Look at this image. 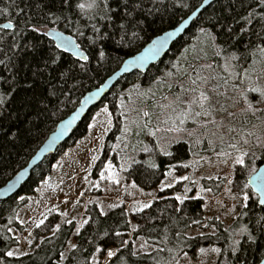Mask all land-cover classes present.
Wrapping results in <instances>:
<instances>
[{
    "label": "trees",
    "instance_id": "obj_1",
    "mask_svg": "<svg viewBox=\"0 0 264 264\" xmlns=\"http://www.w3.org/2000/svg\"><path fill=\"white\" fill-rule=\"evenodd\" d=\"M202 1L130 0L128 11H132L131 2L140 3L141 7L130 17L124 19L113 17L111 21L101 20L99 16L90 20V11L84 14L78 9H69V14L73 11L76 13L72 15V19L79 21L78 26L84 33L80 36L75 24L65 26L64 22H61L52 25L40 19L48 10H63L62 0H0V9H8L7 12L0 14V23L11 22L14 25L13 30H0V60L5 61V64H0V77H3L0 80V93L6 97L3 106L5 111L0 116V188L27 165L57 124L75 110L86 93L99 87L118 70L125 59L140 52L154 37L176 27L196 10ZM110 3L123 15L124 9L118 8L113 0H110ZM37 4L41 7L38 8ZM257 5L258 0H216L203 11L185 35L172 45L164 60L151 66L145 74L135 73L120 81L102 104L109 106L114 118V128L107 137L95 178H98L105 164L112 161L128 180L134 181L145 190H151L165 180L171 169L182 174V170H185L184 172L190 170L197 159L211 158L221 149L230 153L235 152L227 147L230 142L215 146L209 143L211 140L214 142L211 134L204 138L199 134L192 137L184 134V138L178 136L175 138L168 131L170 137L165 139L162 138V133L156 130L173 127L172 120L187 105L176 100L180 97L182 101L186 95L181 92V86L189 88L191 78H195L197 73L203 75V70H206L199 64L189 69L194 61L183 63L181 60L185 50L200 37L207 36L209 39L214 37L216 49H209L208 46L204 49L205 62L215 60L216 66L220 68L223 66L224 58L234 54L237 59L234 60L236 69L233 71L239 75L252 64L255 52L264 49V23L254 18L249 25L241 17L253 9L257 12L264 11ZM29 17L31 24L37 26L47 24L50 29L57 28L74 37L90 56L86 65L87 70H81L78 60L58 50L47 36L33 33ZM92 23L100 28L101 34H108V39L100 41L98 45H93L88 40V37L95 35L91 28ZM120 24L125 25L126 33L119 28ZM201 28L210 32L211 36L202 34ZM133 32L137 33V36L134 37ZM14 43L19 47H12ZM26 45L28 47H25ZM36 45H39L38 49ZM101 45L106 53L104 60H100L98 56ZM50 54L59 57L58 63L52 65L49 61L47 70L44 71V60ZM181 66L186 73L179 78L177 74ZM170 72L171 76L168 75ZM62 73H67V76ZM28 84L31 88L25 87ZM13 85L16 88L15 92L11 91ZM169 85L171 86L168 91L166 89ZM203 85L208 86L209 82ZM163 86L166 89H163ZM132 88V91L127 92ZM128 93L131 94V100ZM23 98L29 100L27 107L20 104ZM251 98L255 102L259 101L258 95H251ZM168 99L174 100V104L171 105L176 112H173L172 108L166 110L163 106V102H167ZM145 111L149 112L150 120L143 116ZM92 113L78 126L71 141L81 139L87 134ZM145 122L148 123L147 128L143 127ZM126 125L129 129L127 132L124 130ZM258 125L264 128V110L259 108L255 115L244 112L232 117L231 126H234L236 131L230 134L234 136V143L239 141L238 146L243 150H252L256 136L248 137L247 133ZM150 131H156V136L150 135ZM241 137L249 139L250 143L243 145ZM197 139L200 140L199 144L196 142ZM115 144H118V147L114 149ZM66 146L67 144L38 167L16 197L0 203V261L3 264H92L93 256L99 254L104 258L109 249H116L117 252L110 258L108 264H176L183 255L198 261L203 253L200 251L201 248L207 250L215 247L221 249L218 264H259L263 258L264 227L261 225H264V220L260 221V225L256 222L264 216V206H260L258 200L252 198L247 208L240 209L229 228L213 220L210 225L215 227L216 233L189 236L190 231L202 227L206 222L205 203L202 199L192 198L194 193L185 192L181 186L161 193L151 207L134 214L132 221L125 205L110 209L106 215H100V209L96 204L89 205L86 210L88 223L75 238L78 248L72 250L63 263L59 253L65 252L77 226L74 222L71 225L65 223L53 236V229L58 222V216L55 215L35 230V245L31 254L21 257L4 256L6 251L19 245L18 238L7 229H16L20 232L25 230L17 220L18 212L28 203L27 196L32 195L51 173L57 157ZM145 147L147 151L144 150ZM161 148L172 155H164ZM254 154L248 155L252 159ZM132 158L136 163H132ZM263 162L264 149L254 160L256 170ZM153 164L156 167H152ZM243 169L238 168L237 179L242 185L241 188H246L247 192L252 194L248 179L256 170L247 175ZM204 185L217 195L222 190L224 182L204 181ZM177 194L189 198L180 203L175 199ZM22 196L25 198L21 199ZM193 221L200 223L195 224ZM245 227L256 237L255 242L248 240L247 233L240 234L241 229ZM117 231L122 235L117 237L115 235ZM105 232L107 235H104ZM125 240L128 241L127 245L123 244ZM139 240H144L154 250L137 253L134 243ZM236 240L240 241V245L233 254ZM97 246L102 249L99 253L95 251ZM133 251L136 255H132Z\"/></svg>",
    "mask_w": 264,
    "mask_h": 264
},
{
    "label": "rangeland",
    "instance_id": "obj_2",
    "mask_svg": "<svg viewBox=\"0 0 264 264\" xmlns=\"http://www.w3.org/2000/svg\"><path fill=\"white\" fill-rule=\"evenodd\" d=\"M214 44L213 39H209L207 36L200 37L190 48L185 50L181 60L183 63L194 61V63L189 66V69L198 64L206 69L203 70V75L201 74V76L208 77L209 85H201V87L206 94L211 97L212 106L216 110L211 117L201 116L195 118L197 120L196 124H193L192 118H189L184 123L185 125H175V127H180L183 130L180 132L170 131L172 137L177 138L178 136L184 138V134L194 132L195 135L199 134L202 138L211 134L214 139V142L211 140V143L214 146L217 144L225 145L226 142L234 143V136L230 134L231 132H228V127L235 128L231 126V118L246 112V104L241 98L242 94L247 96L255 109L259 108L264 110V102H260V97L257 102L253 101L251 98V95L258 94L248 90L253 85L264 86V51H261V49L257 50L252 64L242 72V74L235 77L230 76V73L236 69L234 60L227 61L229 64L227 72H225L223 67L226 63L225 58L223 60V66L220 68L216 66L215 60H213V62H205L203 60L205 57V53L203 52L204 49L207 46L209 49H216ZM209 65L211 68L208 67ZM179 70L180 72L177 74V77L181 78L185 75L186 71L183 66H181ZM245 73H247V76H245ZM225 79H227V84L224 82ZM170 86L171 85L168 86V89L163 86V89L169 91ZM188 86L189 88L193 87L190 81ZM132 90L133 88L127 92ZM128 94L130 96L129 100H131V94ZM192 96L193 93L187 92L182 101L187 104ZM163 104L166 110H168L169 107H167V105H173L174 100L168 99L167 102H163ZM224 109H227V111ZM109 113H111V115H109ZM229 113L232 115H229ZM213 118L217 123L222 122L225 127L218 129L216 125L208 123V121ZM205 124L206 127L203 126ZM262 127L258 125L251 131L256 136L254 141L255 145L252 150L248 149L245 151H248V154H255L252 159L249 155L245 156L244 166L233 163L234 158L239 155L236 151L231 153V156L227 158L216 154L211 158L197 159L193 162L192 168L186 172L182 170V174L175 169H171L165 180L158 187L145 190L136 185L134 181L128 180L122 170L112 161L106 163L105 168L98 178H95V171L102 159L107 137L114 128L113 114L109 106L104 104L96 108L92 113L87 134L81 139L75 141L70 140L67 143L66 148L57 157L51 173L40 183L32 195L27 196L28 203L19 210L17 216V220L25 227V230L20 232L16 229H12L11 233L19 240V245L12 250L25 252L27 255L33 252L35 245V230L37 229L36 223H39L41 219H44L45 223L51 216H58L57 224H60V226L65 224V220L71 219L81 231L85 224H83L82 227H80V225L83 219H87L86 210L89 205L96 204L99 209L103 207L105 212H108L110 210L108 206L116 204L119 206H126L132 221V216L134 214L144 210H137L142 203L150 202L152 204L155 200L159 199L161 193L170 189H177L179 186L183 187L185 190L188 189L189 191L187 192L189 194L194 193L195 198L202 199L205 203L204 211L206 222L202 227L190 231L188 233L189 236H198L201 235V233L203 235L216 233L215 227L210 225V222L213 220L219 221L225 228H229L238 216L240 209L243 208L241 205L244 194L249 196L247 204L252 198L258 200L256 195L248 193L246 188H241L242 185L237 179L239 172L237 170L239 167H242L244 168L242 171L247 173V175H251L256 170L254 160L258 158L260 151L264 149V143H257V137H259L261 141H264V128ZM158 132L162 133V138L166 139L170 137L167 128L159 130ZM213 133H216V135H213ZM221 136H223V141L220 139ZM117 147L118 144H115L114 149ZM256 154L257 158H255ZM93 157H95V159H93ZM225 159H227V163L224 162ZM109 164L112 165L111 168L108 167ZM102 173L103 178L101 177ZM184 176L189 177V179H181ZM109 177L112 178L110 179ZM208 177H212V179H208ZM117 180H119V183L116 182ZM204 181H223L224 186L222 190L215 195L212 191H207ZM133 182L136 187L132 186ZM169 183L172 184V187H164V185ZM161 188L164 190L161 191ZM149 193L151 195H148ZM233 196L237 198L232 199ZM22 197L25 198L24 196ZM233 207L235 208L234 212L232 211ZM61 213H67V216H62ZM217 217L219 219H217ZM21 221H23V223H21ZM204 225L208 226L205 227ZM76 229L69 240L72 243H75V238L78 235ZM28 240H32L31 245L28 244ZM141 244H145L143 249L140 247ZM134 248L137 253L151 252L154 250V248L148 243H145L144 240L136 241L134 243ZM212 249L205 250L198 261H193L188 255H183L176 264H218L221 251L216 253L212 251ZM111 250L117 252L116 249ZM71 251L67 244L64 252L65 256L67 257ZM95 258L99 264H108L111 260L107 255L101 258V256L97 254ZM65 260H62V263Z\"/></svg>",
    "mask_w": 264,
    "mask_h": 264
},
{
    "label": "snow or ice",
    "instance_id": "obj_3",
    "mask_svg": "<svg viewBox=\"0 0 264 264\" xmlns=\"http://www.w3.org/2000/svg\"><path fill=\"white\" fill-rule=\"evenodd\" d=\"M113 2L117 5L118 8H122L124 9V13L123 15H121L119 12L116 11L115 8L112 7V3H110V0H62V4H63V10H59V11H52V10H48L47 12H45V14L43 16L40 17L41 20H46L48 23L52 24V25H58L61 22H64L65 26H67L68 24H75L77 25V33L80 36H83L84 33L83 31L80 30L79 28V21H73L72 19V15L76 14L74 11L69 14L68 10L69 9H78L80 13H84L87 14L89 11L91 12V15L89 16L90 20H94L96 18V16H99V18L101 20H109L111 21L113 19V17H116L118 19H124L125 17H130L132 16L133 12L136 9H139L141 7L140 3H135V2H131V8L132 11H128L129 5H130V0H113ZM209 2V0H204V3L207 4ZM259 8L264 9V0H258V5ZM37 7H41L40 4H37ZM8 9H0V14H3L5 12H7ZM22 11V10H21ZM256 18L258 19L260 22L264 23V11H259L257 12L255 9H253L252 11H249L247 13V15L241 17L242 20L245 21L246 24H252L253 19ZM29 24H31V17H29ZM4 28H11L12 27V23L9 22L5 25H3ZM91 28L93 33L95 34L94 36H90L88 37V40L91 44L93 45H98L100 41L106 40L108 39V34L104 33L101 34V30L99 27H97V25L95 23L91 24ZM119 28L121 30H123L126 33V28L124 24H120ZM244 29L242 28L241 31H243ZM31 31L33 33H39L43 36H48L51 38H54L55 40H58L60 43H58L56 45L57 49H71L75 55L79 58V60L77 61L79 63V66L81 68V70L86 71V65L88 63V61L90 60V56L85 54V52L80 50V46L78 44H73V42L64 37L60 32H58L55 28H48L47 24H40L39 26H37L36 24H31ZM202 34H206L211 36V33L208 32L206 29L201 28L200 29ZM229 31H231V28H229ZM132 35L135 37L137 36V33L133 32ZM169 35H172V33H169ZM123 39V37H122ZM214 39V37H213ZM166 43V40L164 41H158L156 43H154V45L152 46V48L148 49L147 52L145 53L144 56L138 57L137 61L134 62H140L143 63L145 61L146 58H148L149 56H154L156 54L159 53L160 49L163 48L164 44ZM12 47H19V45L17 44H13ZM25 47H28L27 45ZM37 49L39 48V45L35 46ZM261 51H264V49H261ZM219 54V53H218ZM37 55H39V52H37ZM98 56L100 58V60H104L106 57V53L104 51L103 46L101 45L99 47V51H98ZM237 59V57L234 54H229L228 56L225 57L226 63L224 64V70L225 72L228 71L229 69V64L227 63L228 60H235ZM59 57L55 56V54H50L48 56L47 59L44 60V64H45V69L44 71L47 70V66L49 64V61L51 62L52 65H56L58 63ZM133 63V62H130ZM0 64H5L4 60H0ZM209 68H211V66H208ZM35 75V74H34ZM62 75L67 76V73H62ZM169 76L172 75V73H168ZM230 76H239V73H236L235 71L230 73ZM245 76H247V73H245ZM3 77H0V80H2ZM208 82V77H204L201 76L199 73H197L195 78H192L190 80V83L193 87L190 88H184L183 86H181V92L182 93H187V92H191L193 93V96L189 99L186 107H184L183 109H181L179 111V114L176 116V118L174 120H172V124L173 127L167 129V131H176V132H180L183 129H181L180 127H175V125L179 124V125H183L189 118H192V123L196 124L197 120L195 118H199L201 116L203 117H211L213 115V112L216 110L213 108L212 106V101H211V97L206 94V92L202 89L201 85L206 84ZM225 84H227V79H225ZM26 88H31V85L28 84L25 86ZM249 91L257 93L259 95L260 102H264V86H256L253 85L251 86L249 89ZM12 92L16 91L15 86L13 85ZM198 93V94H197ZM9 96L11 95V93L8 94ZM54 95V93H53ZM242 100L245 102L246 104V108L245 111L246 112H251L252 115L256 114L257 109H255L251 103V101L248 100L246 95L242 94ZM177 102L179 103H183V101L180 100V97L176 98ZM6 102V97L3 93H0V116L3 115L5 109H4V104ZM20 104L27 107L29 104V100L28 98H23L20 100ZM167 107L172 108V105L169 104L167 105ZM198 109V110H197ZM225 111H227V109H224ZM107 111V110H105ZM173 112H176L175 108H172ZM109 115H111V113H109ZM229 115H232L231 113H229ZM143 116L148 118L149 120L151 119L149 112L145 111L143 112ZM168 121H165V123H167ZM208 123H211L213 125H216V127L218 129H222L225 127V125L221 122V123H217V121L213 118L211 120L208 121ZM204 127H206V124L203 125ZM143 127L147 128L148 127V123L145 122ZM67 130V125H65L64 127L61 128L60 132L57 134V136L59 135H63L64 131ZM125 132H127L129 129L127 127V125L125 126ZM156 131H159V128H157ZM156 131H150V135L152 136H156ZM236 129L232 128V127H228V132H235ZM187 135L189 137H192L193 135H195L194 132H188ZM213 135H216V133H213ZM255 135L253 132H248L247 136L251 137ZM221 141H223V136L220 137ZM242 139V143L243 145H248L250 143L249 139L241 137ZM177 143L179 142V140L176 141ZM198 144L200 143V140L197 139L196 141ZM209 143H211V141H209ZM257 143H264V141H261L259 137H257ZM157 144L159 145V141H157ZM240 144V142L238 141L237 143H229L227 145L228 148L235 150L236 152L239 153V155H237L234 160L233 163L240 165V166H244L245 165V156L248 155V152L243 150L242 147L238 146ZM145 151H147V147H145L144 149ZM164 155H172L171 152L167 151L164 148L160 149ZM218 155L223 156V157H230L231 153L225 151L224 149H221V151L218 153ZM93 159H95V157H93ZM225 163H227V159H225L224 161ZM132 163H136L135 159L132 158ZM109 168L112 167L111 164L108 165ZM152 167H156L155 164L152 165ZM184 167H188V165H184ZM101 177L103 178V173L101 174ZM110 179L112 177H109ZM181 179L183 180H188L189 177L184 176ZM208 179H212V177H208ZM117 183H119V180L116 181ZM133 187H136L135 183L133 182ZM164 187H172V184H166L164 185ZM164 189L161 188V191H163ZM189 191L188 189L185 190V192ZM207 191H211V189H207ZM230 191V189H229ZM148 195H151L150 193ZM189 197L185 196H181V195H177L175 196V199L177 201H180V203H183L185 199H188ZM195 198V197H192ZM237 197L233 196L232 199H236ZM21 199H23V197H21ZM249 200V196L247 194L243 195L242 198V207L243 208H247L248 204L247 201ZM260 203L262 205H264V197L261 198ZM119 205L116 204H111L109 205V209H114L116 207H118ZM151 207V203L150 202H144L140 205L139 211H142L143 209H147ZM232 211H235V208L233 207ZM107 213L105 212L103 207H100V215H106ZM62 216H67V213H61ZM243 215H247V213H243ZM90 219V217H89ZM217 219H219L217 217ZM264 220V216L260 217V220H257V225H260V221ZM21 223H23V221H21ZM64 223L71 225L73 223V221L71 219H67L64 221ZM88 223V219H83L82 224L80 225V227L83 226V224H87ZM193 223L198 224L200 223L199 221H193ZM42 224H44V219H41L39 221V223H36V227L39 228ZM205 227H207L208 225H204ZM60 224H56L54 229H53V233L52 235L55 236L56 233H58L60 231ZM261 227H264V225H261ZM135 230V229H134ZM7 231L11 232L12 229L8 228ZM80 228L77 227L76 229V233L79 234ZM247 233V238L249 241L255 242L256 237L252 235L251 231L245 227L243 229H241V235ZM104 235H107V232L104 233ZM115 235L117 237L121 236L122 233L117 231L115 233ZM201 235H203L201 233ZM41 243H43V241H41ZM146 243V242H145ZM28 244L31 245L32 244V240H28ZM124 245L128 244V241H123ZM234 247H233V254H235V252L238 250L239 245H240V241L236 240L234 241ZM68 247L69 250H76L78 248V245L76 243H72L71 241H68ZM141 249H143L145 247V244H141ZM95 251L97 253L101 252L102 249L97 246ZM201 252H204L205 250L203 248L200 249ZM212 251L219 253L221 250L219 248H214L212 249ZM27 255V253L25 252H20V251H14V250H8L4 253V256L6 257H19V256H24ZM116 255V252L109 249L107 251V257L111 258L113 256ZM132 255H136V252L133 251ZM59 258L60 260H65L67 259V257L65 256L64 252H60L59 253ZM0 264H3L2 261H0ZM93 264H99V262L96 260L95 256H93ZM262 264H264V262H262Z\"/></svg>",
    "mask_w": 264,
    "mask_h": 264
},
{
    "label": "water",
    "instance_id": "obj_4",
    "mask_svg": "<svg viewBox=\"0 0 264 264\" xmlns=\"http://www.w3.org/2000/svg\"><path fill=\"white\" fill-rule=\"evenodd\" d=\"M215 1L216 0H209V2L205 4L203 0L199 7L190 13L189 16L182 20L176 27L154 37L140 52L125 59L118 70L111 74V76H109L99 87L86 93L80 100L75 110L68 117L57 124L55 130L48 136L47 140L29 160L27 165L18 171L5 185L0 188V203L16 197L20 193L23 186L27 183L38 167H40L48 158L56 155L58 151L72 139L78 126L96 108L100 107L104 103L105 99L117 87L120 81H122L126 76H130L135 73L145 74L151 66L164 60L169 54L172 45L185 35L191 26L200 18L203 11L215 3ZM7 23L9 22L0 23V30L10 31L14 29L13 24L11 28H4L3 25ZM55 29L64 37L70 39L73 44H78L76 39L71 35L57 28ZM169 33H172V35H169ZM48 38L54 42L55 46L60 43L54 38ZM164 40H166V43L163 48L160 49L158 54L149 56L143 63L134 62L137 61L138 57L144 56L147 50L152 48L154 43ZM58 50L71 55L76 60H79L71 49ZM80 50L85 52L81 47ZM85 54L87 53L85 52ZM65 125H67V130L64 131L63 135L57 136L61 128ZM248 186L252 190L253 194L257 196L258 204L263 207L264 205L260 203V200L264 197V162L257 169V171L249 177ZM262 262H264V256L259 264H262Z\"/></svg>",
    "mask_w": 264,
    "mask_h": 264
}]
</instances>
